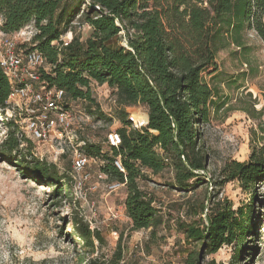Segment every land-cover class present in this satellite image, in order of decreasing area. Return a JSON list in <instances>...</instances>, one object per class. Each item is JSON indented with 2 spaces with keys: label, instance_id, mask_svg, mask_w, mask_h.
<instances>
[{
  "label": "trees",
  "instance_id": "obj_1",
  "mask_svg": "<svg viewBox=\"0 0 264 264\" xmlns=\"http://www.w3.org/2000/svg\"><path fill=\"white\" fill-rule=\"evenodd\" d=\"M0 17L6 33L34 23V46L22 44L21 48L44 56L49 69L41 70V79L62 89L67 103L81 100L89 116L112 121L92 97L90 84L107 85L112 91L115 117L122 124L117 129L120 145L110 147L112 156L103 154L93 142L85 141L80 149L89 158H102L101 172L126 187L125 213L131 230L153 233L162 224L155 197L142 184L149 181L147 171L155 175L168 169L172 172L168 185L191 193L187 219L178 225L189 245L180 264H222L206 256L224 245L233 248L228 264H240L246 243L253 239L252 204L233 208L230 201L219 198V189L236 181L243 191H254L264 182V123L251 131L256 144L247 160L225 161L208 176L204 125L220 107L221 95L219 87L206 78L217 75L220 51L250 53V33L264 42V0H0ZM75 22L89 26L90 35L85 40L79 35L62 40L64 34L73 33ZM122 30L126 45L121 43ZM245 63L254 76L258 68L250 59ZM259 90L261 108L255 107L260 101L249 102V116L254 119L264 115V84ZM10 93L11 85L0 67L1 116L10 106ZM137 105L147 110V123L138 129L126 111ZM7 124L9 132L0 144V156L13 160L33 180L49 184L54 199L67 197L73 189L70 178L59 174L55 164L20 148L16 125L13 120ZM117 157L123 172L113 163ZM202 215L205 221L196 218ZM71 223L84 249L93 251L95 242L103 241L101 233L81 218L74 216ZM251 249L246 252L248 258ZM80 261L107 264L83 257Z\"/></svg>",
  "mask_w": 264,
  "mask_h": 264
},
{
  "label": "rangeland",
  "instance_id": "obj_2",
  "mask_svg": "<svg viewBox=\"0 0 264 264\" xmlns=\"http://www.w3.org/2000/svg\"><path fill=\"white\" fill-rule=\"evenodd\" d=\"M74 25L73 33L64 34L62 40L68 41L73 35L85 40L90 35L89 26L77 22ZM22 29L26 33L21 37L20 45L26 43L27 47H33L32 40H24L35 33L34 23ZM120 36L121 43L126 45L125 31L122 30ZM247 44L252 46V50L246 55L242 52L235 54L231 49L220 51L217 75L213 79L206 78L219 87L221 95L220 107L213 113L211 121L204 125V139L210 158L208 176L225 161L247 160L252 146L256 144L251 141V131L258 128L259 122L264 123V115L260 119L249 116V102L253 99L260 101L255 105L257 110L262 106L259 86L264 84V42L250 33ZM245 59H250L252 66L258 68L254 76L250 75L249 63H245ZM90 88L100 110L112 121L89 116L86 103L81 100L69 102L74 112L76 140L96 143L103 154L112 156V151L104 142L105 136L117 132L122 126L115 117L114 96L107 85L91 82ZM126 111L132 125L136 121L145 123V107L132 106ZM13 114L10 105L4 116L0 115V144L9 132L7 122L13 120ZM16 130L18 132L19 129ZM16 130L11 128L13 134ZM25 138L20 148H27L41 161L55 164L59 174L70 178L73 189L67 191V197L54 199L49 184L33 180L13 160L0 156V264H84L80 257L107 264L182 262L189 245L178 225L187 219V199L191 193L186 194L168 185L172 179L171 170L155 175L147 171L149 181L142 184L155 197V205L160 208L163 217L162 224L153 233L150 229L132 231L131 221L125 213L126 187L109 191L107 185L111 180L108 177L97 178L104 164L102 158H90L88 170L91 180L79 193L70 175L71 150L65 147L61 157L55 161L48 145L32 142L28 135ZM219 198L230 201L233 208L252 204L250 238L253 239L246 243L240 264H264V182L254 191H243L238 182H229L219 189ZM74 216L86 222L91 230L101 233L103 241L95 242L93 251L84 249L82 241L73 235L71 220ZM198 217L205 221L204 215ZM249 248H252V254L248 258L246 252ZM232 253L233 248L224 245L216 253L207 255L206 259L228 264Z\"/></svg>",
  "mask_w": 264,
  "mask_h": 264
},
{
  "label": "built area",
  "instance_id": "obj_3",
  "mask_svg": "<svg viewBox=\"0 0 264 264\" xmlns=\"http://www.w3.org/2000/svg\"><path fill=\"white\" fill-rule=\"evenodd\" d=\"M1 23L0 18V67L11 85L7 102L12 106V119L19 129L17 135L21 140L27 139L25 137L28 135L30 141L48 145L55 161L68 147L72 152L70 175L75 181L76 190L81 193L91 180L88 170L90 158L80 149L85 141L76 140L74 112L65 99L64 91L49 86L41 79V70L47 71L48 66L44 56L37 50L21 48L19 41L26 32L20 29L6 33L1 29ZM35 34L36 30L33 36ZM33 36L24 41L29 42ZM144 125L136 121L133 127L138 129ZM105 138L109 148L118 147L121 143L118 132H110ZM113 163L120 171H124L119 157ZM97 178L105 179L107 175L100 171ZM121 186L124 184L111 181L107 188L115 191Z\"/></svg>",
  "mask_w": 264,
  "mask_h": 264
},
{
  "label": "water",
  "instance_id": "obj_4",
  "mask_svg": "<svg viewBox=\"0 0 264 264\" xmlns=\"http://www.w3.org/2000/svg\"><path fill=\"white\" fill-rule=\"evenodd\" d=\"M147 121H148V115H147Z\"/></svg>",
  "mask_w": 264,
  "mask_h": 264
}]
</instances>
